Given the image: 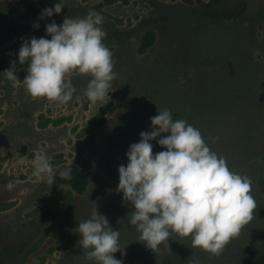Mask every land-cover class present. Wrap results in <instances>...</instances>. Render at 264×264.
<instances>
[{"label": "rangeland", "instance_id": "rangeland-1", "mask_svg": "<svg viewBox=\"0 0 264 264\" xmlns=\"http://www.w3.org/2000/svg\"><path fill=\"white\" fill-rule=\"evenodd\" d=\"M105 1L66 0L50 17L49 23L62 24L65 17L101 13L117 74L109 96L92 103L84 94L91 77L73 71L67 81L77 91L61 104L26 91L27 64L20 65L17 55L23 39L50 38L44 26L49 18L35 15L58 0H0V264H94L78 245L77 227L95 209L120 231L126 255L115 256L124 264L256 260L264 250V0ZM241 10L237 19L208 14ZM30 23L39 27L24 30ZM148 31L155 32V42L141 54ZM12 61L19 78L14 84L3 73ZM165 108L198 128L231 171L251 178V218L220 255L193 248L191 237L177 234L154 252L127 222L132 208L116 190L118 167L127 163L140 132L151 130L150 118ZM152 143L154 153L166 150ZM38 156L48 158L54 172L73 166L89 179L82 195L62 186L61 205L48 224L40 210L56 178L52 185L34 176Z\"/></svg>", "mask_w": 264, "mask_h": 264}, {"label": "clouds", "instance_id": "clouds-1", "mask_svg": "<svg viewBox=\"0 0 264 264\" xmlns=\"http://www.w3.org/2000/svg\"><path fill=\"white\" fill-rule=\"evenodd\" d=\"M58 0L44 8L39 19L53 17L65 8ZM101 13L90 10L83 17L55 20L45 25L48 37L23 39L17 53L20 65L27 64L22 80L33 97H46L66 104L76 88L67 81L73 71L91 77L85 89L90 102L109 96L116 78L113 53L105 45ZM34 27L38 28L39 23ZM16 63L3 71L13 84L19 79ZM150 131H141L138 142L130 144L127 163L118 167L117 192L131 205L127 222L140 234V241L153 250L168 246L173 234L191 237L193 248L220 255L224 246L251 218L256 202L251 195V178L229 169L225 158L210 149L200 130L184 119H176L171 110L158 109L151 117ZM166 134V135H164ZM159 138V139H157ZM213 139H219L215 137ZM166 149L153 152L152 141ZM71 180V167L59 168L48 158L38 156L34 176L54 184V177ZM78 245L94 264H124L115 253L123 251L120 231L110 226L97 209L79 222Z\"/></svg>", "mask_w": 264, "mask_h": 264}, {"label": "trees", "instance_id": "trees-1", "mask_svg": "<svg viewBox=\"0 0 264 264\" xmlns=\"http://www.w3.org/2000/svg\"><path fill=\"white\" fill-rule=\"evenodd\" d=\"M127 1L128 0H106L104 4L113 5L118 2H127ZM208 14L211 17H214L217 19L218 18L237 19L243 14V10H241L239 13H229L225 15L216 14L212 16L210 12H208ZM35 16L39 17V14L36 13ZM51 19L49 18L46 21V24L49 23ZM32 26H34V23H30V25H27L24 28V30H27L28 28H31ZM155 38H156V34L153 31H148L144 35L141 48L139 50L141 54L148 51V49L154 44ZM63 167H71L72 178L71 180H66V179L60 178L58 175L55 176L56 185L54 189L52 190L49 198L46 200L44 207L40 210L41 221L43 224H48L54 220L59 210V207L61 205V201H62V193H63L62 186L68 185L72 191H75L77 194H80V195L84 194L88 188V185H89L88 176L84 174L81 171V169L77 167H73V166H62L60 168H63ZM246 264H264V250L260 253V255L258 256L256 260L250 261Z\"/></svg>", "mask_w": 264, "mask_h": 264}]
</instances>
